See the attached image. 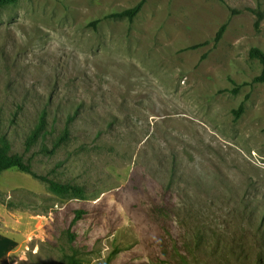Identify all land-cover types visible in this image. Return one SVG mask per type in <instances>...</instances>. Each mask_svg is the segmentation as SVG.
Returning a JSON list of instances; mask_svg holds the SVG:
<instances>
[{
    "label": "rangeland",
    "instance_id": "1",
    "mask_svg": "<svg viewBox=\"0 0 264 264\" xmlns=\"http://www.w3.org/2000/svg\"><path fill=\"white\" fill-rule=\"evenodd\" d=\"M140 1L0 8V137L36 174L85 189L59 197L3 172L0 264L71 250L80 264H264V84L248 56L264 52L250 12L264 0H147L132 21L106 18Z\"/></svg>",
    "mask_w": 264,
    "mask_h": 264
},
{
    "label": "trees",
    "instance_id": "2",
    "mask_svg": "<svg viewBox=\"0 0 264 264\" xmlns=\"http://www.w3.org/2000/svg\"><path fill=\"white\" fill-rule=\"evenodd\" d=\"M18 0H0V8H5L7 6L13 5ZM147 0H141L135 7L124 10L121 13L110 14L107 15L106 18H126L129 21H132L133 18L137 16V14L141 11L142 7L146 3ZM222 1V0H219ZM232 15L238 14L239 11H235L229 9ZM250 12L255 16V23L254 28L256 31H259L260 24L264 19L263 12L260 9L250 10ZM99 20H96L92 23L94 26L98 23ZM226 26L222 25L218 32L215 35L214 42L217 43L222 38V35L225 31ZM195 46L193 48L199 47ZM250 60H256L260 65V73L257 77L252 80V83H260L264 84V52L258 48H251L248 53ZM243 111V105H240L239 108L234 111L236 117H238L241 112ZM72 117L67 119V122L70 123L72 121ZM46 134V113L43 112L40 114L37 124L35 125L34 129L31 131L29 137L25 142V151L28 152L31 147L37 142L40 138L42 139ZM69 137V131L66 127L62 133V135L57 139L54 148H57L60 144L65 142ZM53 148V149H54ZM52 152V151H51ZM50 152V154H51ZM8 170H17L20 173L26 174L31 176L32 178L43 182L46 184L49 192L59 197H72L76 199H82L85 196V189L81 186L72 183H59L57 181L51 180L46 176L38 175L32 169L31 159H25L22 155L13 154L11 152V147L8 140L5 137H0V175L3 172ZM82 211L76 212V216L73 222H77L83 216ZM74 240L73 236H69L68 241L71 243ZM65 264H80L78 259V253L74 250L70 251V254L65 256Z\"/></svg>",
    "mask_w": 264,
    "mask_h": 264
},
{
    "label": "crops",
    "instance_id": "3",
    "mask_svg": "<svg viewBox=\"0 0 264 264\" xmlns=\"http://www.w3.org/2000/svg\"><path fill=\"white\" fill-rule=\"evenodd\" d=\"M0 236H2L3 237V235H0ZM5 240H7L6 242L8 243V249L6 250V253H7V255H8V257L10 256V252L9 251H11L10 249L12 248V244H11V242L8 240V239H6L5 237H3ZM4 264H12V262H10V260L8 259V260H6V263H4Z\"/></svg>",
    "mask_w": 264,
    "mask_h": 264
}]
</instances>
